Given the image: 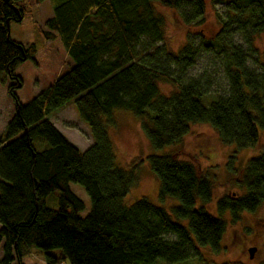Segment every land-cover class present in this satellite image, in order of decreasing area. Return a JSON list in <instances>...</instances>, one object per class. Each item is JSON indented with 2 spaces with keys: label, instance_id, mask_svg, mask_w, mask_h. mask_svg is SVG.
Returning a JSON list of instances; mask_svg holds the SVG:
<instances>
[{
  "label": "trees",
  "instance_id": "16d2710c",
  "mask_svg": "<svg viewBox=\"0 0 264 264\" xmlns=\"http://www.w3.org/2000/svg\"><path fill=\"white\" fill-rule=\"evenodd\" d=\"M56 1L47 38L61 37L74 64L22 103L17 69L34 60L38 48L10 36L11 22L29 12L26 1L0 0V83L12 81L8 94L17 106L0 133V264H26L34 248L45 252L47 264H177L201 258L199 245L220 252L227 221L205 209L214 197L211 179L170 152L151 154L160 197H176L180 205L170 212L143 197L127 206L144 160L132 169L120 166L110 129L117 124L115 110L126 109L155 148L180 143L192 123H210L222 142L237 149L255 146L259 125L264 127V59L253 58L255 66L249 61L251 53L259 54L254 39L264 32V0H217L226 6L221 31L198 41L190 31L178 51L168 44L156 0ZM161 1L189 26L200 24L207 11L206 0ZM203 52L220 59L228 86L211 101V75L189 74ZM162 81L175 87L172 93L160 90ZM70 102L91 129L93 144L85 150L48 117ZM72 182L90 196L87 216L80 215L86 205ZM242 183L243 195L218 200L219 211L230 210L234 222L264 204V151L248 161ZM53 193L58 208L46 204Z\"/></svg>",
  "mask_w": 264,
  "mask_h": 264
},
{
  "label": "rangeland",
  "instance_id": "374dc122",
  "mask_svg": "<svg viewBox=\"0 0 264 264\" xmlns=\"http://www.w3.org/2000/svg\"><path fill=\"white\" fill-rule=\"evenodd\" d=\"M29 12L22 21H12L10 24V36L25 47L36 44L38 51L35 59L24 61L17 69V74L23 80V86L17 91L22 103H27L42 90L53 84L62 74L73 66L67 48L61 37L47 38L50 33L46 23L54 15L53 7L56 0H44L41 4L37 0H25ZM207 11L203 21L199 24L187 25L182 19L181 13L176 8L167 6L161 0L154 1L157 11L162 13L166 21V39L172 49L178 51L187 41L189 32L194 34L198 41L202 34L213 38L221 31V15H225V3L206 0ZM237 41L248 45L240 35ZM254 47L259 54L251 53L249 63L255 66L253 58L259 56L264 59V32L257 34L254 39ZM204 72L213 79L212 90L206 96L207 101L224 94L227 90V81L222 67V62L215 53L203 52L195 66L189 72L191 76H198ZM0 83V133H2L10 118L16 111V103L8 94V86ZM175 87L168 82H160V90L170 94ZM117 124L110 129L117 162L125 169H132L135 163L141 159L144 162L140 168L139 184L132 188L125 197L124 204L132 205L137 200L147 197L157 206H162L172 212L173 207L179 206L178 198L168 196L160 197V179L152 171L148 157L151 154L172 153L179 159L192 162L198 173L209 177L214 186V197L205 205V209L214 217H220L227 221V229L222 239L223 249L215 252L210 246H200L202 257H193L186 262L177 264H264V231L260 237L253 236V226L258 219H264V204L255 211H243L241 219L234 222L230 210L221 213L218 209V200L223 196H241L246 192L242 185V174L248 161L264 151V127L259 125L260 138L255 146L237 149L234 144H226L221 141L217 130L210 123H192L190 130L178 144L168 145L164 148H155L143 131L140 119L126 109L115 110ZM52 122L75 144L85 150L93 144L90 127L80 118L74 102L48 115ZM73 192L85 202V209L81 216H87L92 208L91 199L85 188L72 182ZM201 201H198L200 205ZM46 204L52 208L59 207L58 193H53L46 198ZM184 225H189L188 219H180ZM1 227V225H0ZM244 237L246 238L244 240ZM256 245L258 250L252 257L248 253L249 245ZM60 254V250L50 251ZM45 252L37 248L24 259L26 264H47ZM203 260V261H202ZM66 264H70L67 262ZM156 264H168L158 261Z\"/></svg>",
  "mask_w": 264,
  "mask_h": 264
},
{
  "label": "flooded vegetation",
  "instance_id": "af4514ba",
  "mask_svg": "<svg viewBox=\"0 0 264 264\" xmlns=\"http://www.w3.org/2000/svg\"><path fill=\"white\" fill-rule=\"evenodd\" d=\"M253 228V230H254V232H253V236L255 237V238H257V237H260L261 236V234H262V232L264 231V219H258L257 220V224H256V227H255V225L252 227ZM246 238L244 237V240H245ZM252 249H255L256 251L258 250V247L256 246V245H249L248 246V248H247V251H248V253L252 250ZM254 255H252V257H253Z\"/></svg>",
  "mask_w": 264,
  "mask_h": 264
},
{
  "label": "water",
  "instance_id": "95a60500",
  "mask_svg": "<svg viewBox=\"0 0 264 264\" xmlns=\"http://www.w3.org/2000/svg\"><path fill=\"white\" fill-rule=\"evenodd\" d=\"M19 16H20L19 20H21V19H22V15L19 14ZM9 24H10V22H9ZM255 251H256L255 249H252V250H251L252 255H254Z\"/></svg>",
  "mask_w": 264,
  "mask_h": 264
}]
</instances>
